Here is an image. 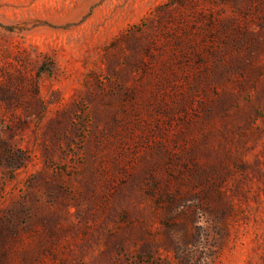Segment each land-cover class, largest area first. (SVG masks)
<instances>
[{"label": "rangeland", "instance_id": "obj_1", "mask_svg": "<svg viewBox=\"0 0 264 264\" xmlns=\"http://www.w3.org/2000/svg\"><path fill=\"white\" fill-rule=\"evenodd\" d=\"M0 264H264V0H0Z\"/></svg>", "mask_w": 264, "mask_h": 264}]
</instances>
